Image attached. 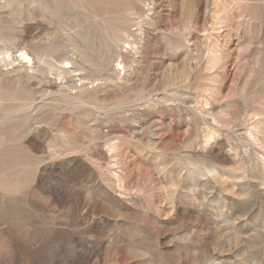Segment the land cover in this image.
<instances>
[{
  "label": "rangeland",
  "instance_id": "374dc122",
  "mask_svg": "<svg viewBox=\"0 0 264 264\" xmlns=\"http://www.w3.org/2000/svg\"><path fill=\"white\" fill-rule=\"evenodd\" d=\"M0 264H264V0H0Z\"/></svg>",
  "mask_w": 264,
  "mask_h": 264
},
{
  "label": "bare ground",
  "instance_id": "6f19581e",
  "mask_svg": "<svg viewBox=\"0 0 264 264\" xmlns=\"http://www.w3.org/2000/svg\"><path fill=\"white\" fill-rule=\"evenodd\" d=\"M21 55H22L23 60H25L26 63L31 62V58L25 52L21 51Z\"/></svg>",
  "mask_w": 264,
  "mask_h": 264
}]
</instances>
